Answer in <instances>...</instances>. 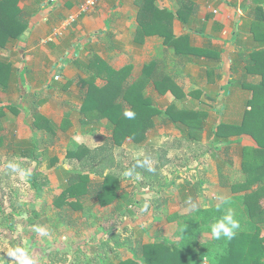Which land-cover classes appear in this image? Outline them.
Masks as SVG:
<instances>
[{"label": "crops", "instance_id": "obj_1", "mask_svg": "<svg viewBox=\"0 0 264 264\" xmlns=\"http://www.w3.org/2000/svg\"><path fill=\"white\" fill-rule=\"evenodd\" d=\"M86 1H20L27 29L0 49V166L19 156L35 163L34 170L80 169L82 161L69 153L87 156L106 144L121 167L127 157L132 162L165 153L151 168H161V175L179 170L166 174L168 188L161 176L152 186L163 185L154 199L167 193L160 204H149V212L166 207L168 226L153 232L156 241L172 231L169 217L249 194L240 188L248 168L255 182L263 172L264 148L254 136L264 134L243 133L241 125L252 100L264 105V96L256 98L264 93V0H101L83 14ZM129 86L159 114L144 142L127 138L112 149L109 119L83 108L100 89L119 93ZM109 100L131 110L123 98ZM172 107L183 123L172 122ZM49 180V186L57 183ZM260 185L264 176L253 190ZM152 187L134 192L144 201Z\"/></svg>", "mask_w": 264, "mask_h": 264}, {"label": "trees", "instance_id": "obj_2", "mask_svg": "<svg viewBox=\"0 0 264 264\" xmlns=\"http://www.w3.org/2000/svg\"><path fill=\"white\" fill-rule=\"evenodd\" d=\"M20 1L0 0V49L6 48L11 41L20 38L27 29V22L19 7ZM1 65L5 66L3 63ZM113 76L119 77L117 74ZM119 90L117 93L116 90L105 92L100 89L97 91L96 99H89L83 108L85 114L88 111H98L100 116L109 119L114 135L112 146H110L112 149L115 148V144L119 145L127 138L135 143L144 142L147 132L154 125V117L159 114L148 99L134 87H121ZM94 91L92 90L91 93ZM113 96L128 101L130 111L134 113L133 118L125 117L126 110L123 104L110 102L109 98ZM257 96H264V93L256 95V98ZM255 101L257 100L254 99L249 104L252 111L246 112L241 125V131L250 135H253L252 131L255 129L264 134V105H258ZM174 111L173 107L168 110V116L172 117V122L183 123L173 118ZM254 138L259 146L264 148V137L254 136ZM110 151L112 150L109 149V144H106L98 150L90 151L87 156V152L68 154V158L82 161V167L70 172L63 192L52 197L50 206L58 211L53 219L47 218V222L56 232L62 233L63 228L73 223L74 219L71 216L73 211L82 212L86 210V204L91 202L101 208L117 203H122L125 208H134L130 197L123 194L120 179L122 173L128 170L132 172V175L128 177L136 180L143 179L141 182L143 187H152L159 181L161 168H151L148 159L133 160L127 167H121L119 164L116 165ZM164 155L165 153H161L163 160ZM262 170V173L260 169L258 170L256 182L252 176L254 171L251 168L247 170L250 176L241 188L252 190L250 196L243 195L227 200L221 211L216 210V203L209 208L197 210L188 217L179 219L169 217L168 221L173 222L170 224L171 229L177 238L175 242H170L166 238L150 244L138 241L131 246L133 258L118 260L116 264H264V185L253 190L254 184L259 183L264 176L262 175L264 168ZM49 184V176L41 170L36 169L32 173L31 188L36 197L42 201L46 200L45 194L48 192ZM141 204H144L143 200L138 201V205ZM224 208H231L235 219L241 225L236 236L230 241L223 237L220 240H214L209 227L214 219L223 214ZM149 209L147 206L146 210L149 211ZM129 213L131 216L137 215L136 212ZM115 239L118 242V236ZM65 261L61 260V264ZM103 263L104 260H100L99 264Z\"/></svg>", "mask_w": 264, "mask_h": 264}, {"label": "rangeland", "instance_id": "obj_3", "mask_svg": "<svg viewBox=\"0 0 264 264\" xmlns=\"http://www.w3.org/2000/svg\"><path fill=\"white\" fill-rule=\"evenodd\" d=\"M153 154L148 159V161L153 160L149 162L150 164L154 166L159 162L158 159L163 161L161 153L156 157ZM122 156L124 159H131V157ZM129 160H127V165L130 164ZM184 161L187 162V159ZM31 163L28 160L21 161L17 156L16 162L10 164L11 166H0V264H18L17 260L9 255V252L15 249L26 252L34 264H61V260H66L62 264H88L89 262L99 264L100 260H104L103 264H116L118 260L133 258L131 246L136 242L155 243L153 232L165 230L163 226L167 225L166 207L161 209V204L159 213L155 210V212H149L146 208L149 204L150 207L158 205L162 199L167 198L166 193L162 199L160 196L154 199L158 195L156 190L159 186H169L170 178L166 174H174L173 171L179 170L176 167L171 168L172 170L165 169L161 175L163 185L151 188L153 191L147 193L149 196L145 197L142 208L138 205V201L142 199L140 194L136 195V193L143 184L140 180L136 183L132 177L121 175L123 193H134L131 199L134 208H125L122 203L113 207L101 208L91 202L86 204V210L73 211L71 214L74 219L73 223L59 233L47 222V218L53 219L58 211L50 204L53 196L63 192L65 188L63 182L68 178V174L76 169L42 168L41 172L47 174L52 183L57 181L49 186L45 194L46 200L42 201L36 197L30 185V177L36 166L35 163ZM135 189L137 192H134ZM244 190L252 192L249 189ZM248 195L250 196V193L245 197ZM169 196L171 197V193ZM212 202L217 201L212 200ZM137 210L138 215H130L129 212L137 213ZM137 217L142 220L140 224H137ZM169 227L172 228L171 225ZM116 236L119 238L118 242H116ZM166 237L170 242L177 240L173 231H169Z\"/></svg>", "mask_w": 264, "mask_h": 264}, {"label": "clouds", "instance_id": "obj_4", "mask_svg": "<svg viewBox=\"0 0 264 264\" xmlns=\"http://www.w3.org/2000/svg\"><path fill=\"white\" fill-rule=\"evenodd\" d=\"M125 117L131 119L134 117L132 111L126 110L124 113ZM15 171V169L13 168ZM151 170V169H150ZM125 176H131V170H128L124 173ZM219 203L216 204V210L221 211L222 206L226 203L224 198H218ZM189 204L192 209H197L198 206L191 202L189 199ZM211 236L214 240H220L222 237L227 240H232L237 232L240 230V222L235 219L233 210L231 208H224L223 214L220 217L214 219V221L209 225ZM9 255L13 259L17 260L18 264H34L33 260L27 256V253L21 249H15L9 252Z\"/></svg>", "mask_w": 264, "mask_h": 264}, {"label": "built area", "instance_id": "obj_5", "mask_svg": "<svg viewBox=\"0 0 264 264\" xmlns=\"http://www.w3.org/2000/svg\"><path fill=\"white\" fill-rule=\"evenodd\" d=\"M59 0H52V2H56ZM60 1H66V0H60ZM101 0H87L82 6H81V13L86 14L88 13L92 8H94ZM77 21V18L75 16L70 17V22L75 23ZM60 75L55 76V80H60Z\"/></svg>", "mask_w": 264, "mask_h": 264}]
</instances>
